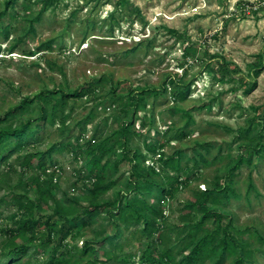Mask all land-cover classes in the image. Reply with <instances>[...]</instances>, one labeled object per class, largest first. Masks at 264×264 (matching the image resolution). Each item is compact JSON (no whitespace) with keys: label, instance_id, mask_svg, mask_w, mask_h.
Returning <instances> with one entry per match:
<instances>
[{"label":"rangeland","instance_id":"1","mask_svg":"<svg viewBox=\"0 0 264 264\" xmlns=\"http://www.w3.org/2000/svg\"><path fill=\"white\" fill-rule=\"evenodd\" d=\"M26 1L29 14L22 0H0V116L43 89L72 91L90 83L95 88L59 106L53 120L42 119L37 102L4 120L19 124L30 119L35 134L9 156L0 154V198H7L0 202V264H6L3 254L10 248L1 229L21 217L11 193L37 197L30 187L32 170L22 165L24 155L49 150L50 169L58 180L55 195L65 202L77 197L81 203L72 212L77 214L89 202L83 186L91 158L85 151L87 140L113 135L133 109L130 105L121 114L120 104L131 88L145 87L157 92L146 93L136 119L141 133L129 145L149 153L152 163L156 155L146 149L148 144L164 143L168 153L182 149L189 172L199 173L163 202L168 228L164 246L181 256L189 225L183 224L184 204L198 188L222 182L243 154L250 161L230 175L228 197L222 194L211 205L231 216L236 234L248 233L253 240L254 260L247 264H264V0H52L38 20L40 4ZM215 60L227 61L229 69L236 65L233 71L239 72L221 76ZM258 64L262 68L256 75ZM253 81L256 86L249 88ZM183 128L187 137L176 139ZM114 151L109 153L108 173L118 183L100 200H114L129 175L128 160L120 148ZM201 155L204 160L195 163ZM149 197L156 204L160 193L152 191ZM199 216L198 211L190 214L193 220ZM83 219L88 223L82 224ZM83 219L58 248L64 253L62 264H89L92 256L81 253L82 245L106 235L118 234V239L107 255L110 260L99 264H141L156 245L154 235H147L137 220L115 226L105 213ZM24 239L30 245L27 256L9 264H45L56 246L52 241L38 251L37 238ZM201 264H232V257L223 262L208 258Z\"/></svg>","mask_w":264,"mask_h":264},{"label":"trees","instance_id":"2","mask_svg":"<svg viewBox=\"0 0 264 264\" xmlns=\"http://www.w3.org/2000/svg\"><path fill=\"white\" fill-rule=\"evenodd\" d=\"M13 1L17 2V0ZM51 1L37 0L40 7L35 20L40 18ZM22 6L29 14L30 2L22 0ZM30 26L32 27V25ZM215 62L218 65L215 72L221 76L227 75L228 72L231 75L239 72L233 71L238 70L236 65H234V69H229L227 61L215 60ZM261 68L262 65H255L254 73L257 75ZM99 81L100 79L96 81V84ZM256 84V81H253L249 88H253ZM94 85V83L82 85L72 91L43 89L33 96L25 97L20 103L10 108L5 113L6 116H0V154L9 156L13 151L29 142V138L35 134L30 119L21 121L19 124H6L4 123L6 118L16 115L26 106L37 102L40 105L42 119L53 120L59 106H65L70 98L82 97L92 88L94 89ZM111 87L114 90L117 89L114 84ZM153 91L157 92V88H131L126 102L120 104L122 109L119 111V113L125 114L128 112V106L132 105L131 116H124L119 127L113 131V135L101 140L95 137L87 140L85 151L91 155V158L88 172L83 177L86 182L83 183V186L87 190L89 202L77 214L73 215L72 213L76 204L81 203L77 197H70L69 202H65L55 195L58 180L55 178V170L50 169L49 150L28 152L24 155L22 165L28 170H32L29 175L30 187L37 193V197L31 199L15 192L10 195V198L17 203L21 217L15 221L14 225H6L1 229L10 245L9 250L3 254L6 258V264H9L10 261L18 262L27 256L30 249L29 243H26L24 239L27 235H30V238L38 239L40 242L38 251L49 247L52 241L55 242L56 246L51 247V253L45 264H62L64 253H59L58 248L64 243L71 228L86 215L90 218V216L98 213H105L107 217L113 220L115 226H118L119 221L137 220L143 225V230L147 235H154L152 241H155L156 245L148 253H145L141 264H201L208 258H215L216 262H223L226 257H232V264H247V262L254 260L253 240L249 234H236L232 229L231 216L223 209L211 205V203L217 202L222 194L228 197L232 182L230 175L241 164L250 161V158L243 154H239L236 162L230 167L231 171L224 174L222 182L215 183L213 186L205 185L202 189L198 188L194 191L193 197L184 204L187 211L182 217L183 224L189 222V225L184 234L181 256L174 253L173 248L164 246V231L168 229L164 223L166 219L164 201L169 199L174 190L187 186L190 180L199 173L194 170L189 172L190 167L184 162L182 149H175L168 153L164 143L159 142L157 146L148 144L146 149L156 155L155 163H152L148 161L149 153H144L139 147L129 145L131 138L141 133L142 127H138L136 124L137 117L140 118L137 116V112L141 108L142 101L145 100L146 93ZM58 93H60L59 97L57 96ZM182 95L183 91L179 89L177 96L180 98ZM177 96L175 95V99ZM142 123L144 121H140V124ZM187 135L188 131L183 128L175 138L183 139ZM70 145L71 143L60 144L65 148L70 147ZM115 148H120L121 157L126 158L130 164L129 175L125 181L126 186H123L125 182L122 181V187L116 191L114 200H100L99 197L102 194L118 183L117 179H110L108 173L111 164L109 153L115 152ZM201 159L204 160L202 155L195 160V163ZM120 160L118 159L113 165L112 170L114 172ZM0 178H2L1 175ZM152 191L160 193L156 204L149 197ZM132 195H134V199L130 200ZM0 202H7V198L1 197ZM47 209H53V211L44 213ZM193 211L200 213L196 220L190 217ZM87 223L88 221L83 219L82 224ZM69 224L71 225L67 227ZM65 228H68L69 231ZM37 232H41L39 237H36ZM56 233L59 234L58 237H56ZM115 239H118V234L106 235L96 241H86L81 247V253H89L92 256L88 260L89 264L108 262L111 258L110 251L114 246ZM260 240L264 241V238L261 237ZM107 255L110 256L107 257Z\"/></svg>","mask_w":264,"mask_h":264}]
</instances>
